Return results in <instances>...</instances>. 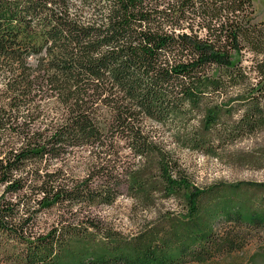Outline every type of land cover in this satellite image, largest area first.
<instances>
[{
    "label": "trees",
    "instance_id": "1",
    "mask_svg": "<svg viewBox=\"0 0 264 264\" xmlns=\"http://www.w3.org/2000/svg\"><path fill=\"white\" fill-rule=\"evenodd\" d=\"M263 131L252 0H0V264L200 261L212 218L264 217L230 200L202 214L167 147L217 158ZM121 192L184 212L122 240L97 212Z\"/></svg>",
    "mask_w": 264,
    "mask_h": 264
},
{
    "label": "rangeland",
    "instance_id": "2",
    "mask_svg": "<svg viewBox=\"0 0 264 264\" xmlns=\"http://www.w3.org/2000/svg\"><path fill=\"white\" fill-rule=\"evenodd\" d=\"M252 2L257 21H264V0ZM243 65L249 66L250 63L244 61ZM163 138L168 145L170 136L164 133ZM167 148L176 153L182 176L192 186L205 191L199 201L202 214L212 210L214 201L230 200L243 216L264 217V131L223 147L217 158L186 149ZM71 166L73 170L79 168L75 162ZM151 180H158L156 173ZM238 183L244 185L231 187ZM118 196L111 206L99 207L97 212L102 227L117 232L126 241L156 225L165 234L184 212V203L180 199L161 200L142 211L125 192ZM212 219L209 224L212 237L199 255L200 261L188 258L183 259L182 264H264V225L248 226L234 217Z\"/></svg>",
    "mask_w": 264,
    "mask_h": 264
}]
</instances>
